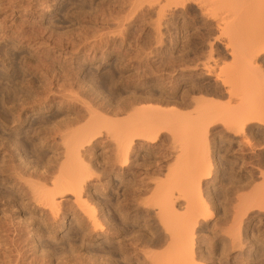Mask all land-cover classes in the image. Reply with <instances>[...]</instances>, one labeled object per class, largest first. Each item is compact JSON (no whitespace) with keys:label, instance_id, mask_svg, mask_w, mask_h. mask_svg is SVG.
<instances>
[{"label":"rangeland","instance_id":"obj_1","mask_svg":"<svg viewBox=\"0 0 264 264\" xmlns=\"http://www.w3.org/2000/svg\"><path fill=\"white\" fill-rule=\"evenodd\" d=\"M152 1L0 0V264H69L70 262V264H80L84 263L85 259L90 263L93 261L91 264L96 262L99 264L103 261L101 258L106 254L99 252L98 244L99 242L105 243L106 239L100 236H95L92 242H85L82 246L79 237L74 236L75 232L70 231L74 246L71 250L68 247L67 251H63V246L60 244L49 240V227L45 226L40 215L29 211V206H31L29 202L31 201H26L30 198L28 197L30 195L29 190L22 187L27 186L26 182L28 181L36 182L39 171L50 175L49 171L58 170L59 165L57 163L60 162L58 159L62 160L61 156H63L64 150L61 140L64 139V135L66 136L69 130L72 133L75 128H80V126L85 125V122L87 123L86 115L90 111L92 112L91 108L98 117L102 114L101 117L106 118L102 119L115 121L124 120L128 117L124 114L127 112L126 110V112H122L126 104L130 114V107H138L137 102L139 105L143 104L140 107H149L150 105V107L158 108L163 105L164 110H170L173 107L174 110L178 112L181 110L182 113L185 110V113L191 111L190 108L194 104L192 103L193 100L188 99H194V96L195 98L203 97V99L210 96L215 99L213 100L215 102L216 99L220 100L217 103L223 100L226 102L224 94L222 97L210 94L212 85H214L213 76L201 69V64L206 61L211 64L214 61V63L220 62L223 64L222 66L230 64L232 58L226 53L232 46L227 47L226 50L224 46L226 47L227 44L222 43L226 31L223 33L224 35H218L220 29L214 27V20L209 17H206V20L205 16H203V20L194 3L188 4L185 10L184 8H173L172 10L171 7L164 15V13H159L158 2ZM216 38H219V41ZM206 56H210L208 58L210 61L206 59ZM171 66L173 67L171 68ZM191 67L192 69H190ZM191 83L203 88V91H196L192 94L191 85H189ZM263 90L264 86L262 87ZM188 92L190 93L188 94ZM211 98L208 100H212ZM88 107L89 110H86ZM116 109L122 113H115L117 112ZM87 112L88 114H86ZM221 124L216 122L210 127L215 130V141H210L209 144L212 149L210 157L215 158L217 164V172L213 174L215 179L211 177L215 183L208 184L210 188L207 192H205L204 186L201 187L202 192L205 193L202 196L204 198L206 196V200L204 198L203 200L208 203V206L211 205L210 208L212 212L214 211L212 214L215 221L211 220V224H209L212 230L206 227L204 229L206 231L203 230L202 234H198V228L196 229L195 240L197 242L194 241L193 251L196 256L199 254V262L202 260L204 264H264V256H262L264 255V247H262L264 245V209L262 210V208L264 207L259 205L257 208L260 202H252L253 198L258 197V195L263 196L262 200H264V126L256 127L250 132L247 129L246 134H244L247 140L242 139L241 147L237 142L218 137L224 131ZM162 126L165 129L159 131L154 144L149 145V142L145 143L142 139H136L134 145H142H137V148L133 149L130 166L125 172L118 170L117 163V169L113 165V157H110L112 152L110 151L109 154L108 147H106L108 144L105 143L104 139L101 140V142L104 140V144L99 142L93 148L92 158L90 156L85 158L86 162L89 158V163L94 162L92 163L94 166L91 165V169L95 168V170L92 169V173L95 174L97 168V174H93L97 177L92 176L94 180L91 179L88 186L93 188L92 191L96 192L97 195L104 193L105 190V196H111L110 199L113 202L111 206H114L113 208L110 207L109 212L112 215H110L111 225L114 226L115 223V226L118 224L117 226L120 228L114 227V229H119V233H117L118 230L117 232L115 230L117 233L115 235L118 236L117 240H120L118 243L122 246L116 248L117 251L114 249L115 251L113 250L112 254L107 255V257L105 256L104 261H107H103L104 263L101 262V264H136L137 262V264L140 262L143 264L145 256L147 257L151 254L150 251L156 249L155 246L154 249L152 247L150 250L151 247L146 246L147 240L143 237L144 234H147L148 228L156 226L152 220L154 219L151 214L153 209H150L154 207L148 206L152 202L151 198L156 194L153 193L155 191L154 184L157 185L158 181L163 182L166 173L168 171L171 173L174 167L180 166L182 168L190 163L186 156L184 161L180 158L181 162H179V153H175L179 150L177 148L179 143L175 146L177 139L176 141L173 140L175 136L171 138L170 129L167 132L170 125ZM170 128L173 129L174 127ZM181 131L178 129L173 133L172 130V133L178 135ZM138 141L140 143H137ZM103 152H106V155ZM104 158H108V160ZM176 162L179 163L176 164ZM103 164L106 170L102 168ZM170 168L171 170H169ZM21 176L22 178L24 176L25 179H22ZM18 177H20V181ZM24 180L26 181L24 182ZM166 181L167 179L164 180V182ZM245 189L249 190L245 191ZM254 193L255 195L251 198ZM237 194L239 196L248 194L246 199L252 202L251 206L249 202L239 204L236 200ZM64 200L66 202L64 203L65 209L74 206L75 201L72 195L66 196ZM120 200L121 202H119ZM115 201H118L122 206L124 211L122 215L118 211L115 212ZM231 205L232 210H230ZM239 206L241 207L240 210L243 209L248 212L241 211L240 216H243V219L240 217L242 219V221L240 219V229H234L232 228L234 223H232L233 217L231 216L234 215L233 210L237 207L240 208ZM96 208L98 209L97 206ZM231 218L232 221L229 222ZM143 220L146 222L144 223ZM86 225L88 224L86 223ZM120 225L122 229L124 228L123 230ZM86 227L90 228L89 226ZM226 228H232L234 234L239 232L240 240L243 241L240 246L241 249L232 247L229 242L232 235L231 230H226ZM63 231L61 230L62 233ZM141 232L142 234H140ZM227 234L231 235L228 236ZM198 235H201L200 238ZM242 237L243 239H241ZM145 249H148L150 254H145L148 252ZM143 251H146L145 255L142 253ZM60 252H62V257ZM159 252L157 249V253ZM45 253L47 254L45 255ZM98 253L103 256L100 257ZM200 253H202L201 256ZM87 254L98 255L101 260L95 255L94 258ZM40 257L42 261H40ZM109 258H112L113 263L108 260ZM60 259L64 261L62 262ZM65 261L66 263H64Z\"/></svg>","mask_w":264,"mask_h":264},{"label":"bare ground","instance_id":"obj_2","mask_svg":"<svg viewBox=\"0 0 264 264\" xmlns=\"http://www.w3.org/2000/svg\"><path fill=\"white\" fill-rule=\"evenodd\" d=\"M156 2H158V4H159V6H158L159 13H162V14L164 13V15H166L165 12L167 10H169V8L171 9V7H172V10H173V8L174 9H178V8L183 9L184 8V10H185V7H187L188 4L194 3L198 9L199 14L202 15L201 16L202 18H203V16H205L206 20H207L206 17H209L212 20H214V22H215L214 27H218V29H220L218 31L220 34L218 33V35H221V34L224 35L225 34V37L223 38L224 42H222V43H224V45L227 44V46L226 47L224 46V48H226V50H227V47L232 46L229 50H227L228 53H226L232 58L231 62L229 59L230 64L227 63L229 65L222 66L223 64H221L220 62L214 63L215 62L214 60H213L214 62H212V64L210 62L206 61L205 63L201 64V67H202L201 69L205 70L208 74H211L213 76V81H214L213 84L214 85H212L213 86L211 88L212 93L210 92V94H214L216 96L219 95L221 97H222V94H224L227 98V99L225 98L226 102L222 99L223 101L217 103V101H220V100L216 99V102H215V101H213L215 99H212L210 96L207 97V99L206 98L203 99V97L202 98H200V97L195 98V96H194L193 97L194 99H188L191 101L193 100L192 103L194 104L195 107L192 106L194 108L191 107L190 109H191V111H192V109H194V111H192V112L190 111L191 113L190 112L185 113L186 112V110H185V112L183 111L185 113V115H184V113L180 112L181 110H179L178 108H175V109L179 110V112L174 110V108L171 105L170 106L172 108H170V110H164L162 108L163 105L161 107H158V108L157 107H150V105H149V107L146 105H145L146 107H144V106L140 107L143 104L139 105L137 102L138 107H136V108H135V106L130 107L131 105L129 104V107L131 109L130 114L127 110V109H129L127 107V104H126L127 108L125 107V109H123L122 112H126V111L128 112V113L127 112L124 113V114H126V116H128V117H126L127 119L124 118V120L121 119V120H115V121H112L111 119H109V121L104 120L106 118L101 117L102 114H101V116L99 115V117H98L97 114L93 113V109L91 108L92 112L90 111L89 114H88V112L86 113L88 115H86L87 123L85 122L84 123L85 125H82V127L80 126V128H77V129L75 128L74 131H72V129H71L72 133L69 130V132H67L68 134H66V136L65 135H64V137L62 136L64 139L61 137L63 139V140H61V141H63L61 143L63 145L64 150L62 152L63 156L60 155L62 157V160L58 159L60 161L57 163L59 166L56 165V166H58V170L57 169L56 170L51 169L52 172L49 171L50 173L47 171L50 175H47V173H45V172L43 173L41 171H39V172H41L40 174H38L39 172L38 173L36 172L37 176H38L37 181L36 180H35L36 182L28 181V182H26L27 186H22V187H25L24 189L29 190L30 195L28 194L29 195L28 197H30V198L26 200L27 202H29L28 200L31 201V202H29L31 205V206H29L30 207L29 211H31V213H35V214L40 215L45 226L49 227V235H50L49 240L51 239L52 242H55L56 244H60L61 246H63L62 247L63 251H67L68 247L70 248L69 250H71V248H73V246H74V243L72 242L73 236L70 237V231L75 232L74 236L79 237L81 245L85 242H87V243L92 242L95 236L96 237L100 236V237L106 239L105 243H100V242H99V244L97 243L99 252H101L102 254H106L103 256V255H99V253H98V255L100 257L103 256L101 259L104 261L105 256L107 257V255L112 254V251L114 249L116 250V248L118 249L120 246H122V245H120V243H118V241H120V240H117L118 236L116 237V235H115V234L119 233L120 228H119V226H117L118 224H116V226L119 229H117V228L114 229V227H116L114 222H112V223H114L113 224L114 226L111 225V218H110L111 214H109L110 207H112L111 205L113 203L112 200L110 199L111 196H109V195L105 196V194H106L105 190H104V193L97 195L96 192L92 191L93 188L91 189L90 186H88L89 183L91 182V179H93L92 176L97 174V168H96V173L95 174L92 173V169L95 170V168L91 169V165L94 162L92 161L89 163L90 158H89L88 162H86L85 158L86 157L88 158V156H90V157L93 156V148L96 146L97 143L99 144V142H101V140L104 139L105 143L108 144V146H106V147H108L109 154H110V151L112 152V154H111L112 156H110V155L109 156L113 157V165H115V168H116V166H117L116 163H117L118 164V166H117L118 170L120 172L121 171L125 172L127 170V168L130 166V158L133 155L132 154L133 149H135V147L137 148V145H139L137 143H140L138 141L136 143L137 145H134L136 139L137 140L142 139V141H145V143L149 142V145L154 144L155 138L157 137V134L159 133V131H162L163 129H165V127L163 128L162 125H164V126L170 125L169 128H167V132H168V129H170L171 130V133H170L171 138L175 136V138L173 140L176 141V139H177L176 144H174L175 146L178 145L177 143H179V145L177 147V148H179V150L177 148H175L178 150V152H175V153H179L178 155L180 157L178 158L176 154H175V156L178 158L179 162H181L182 159L184 161L185 160L184 157L186 156V158L188 157L187 161H190V163L187 162L189 164L187 166L185 165V167H182V168H180V166L178 168L174 167V170L171 171V173H170V171H168V173H170V174L166 173L167 174L165 176L166 178L165 177L163 178L164 180L167 179L166 182H164V180H163V182L161 181L162 183L160 181H158V183L160 182L159 184L158 183H157V185L154 184L155 191H153V193H156V194H154V197L151 198L152 202L148 206L154 207V208H150V209H153L151 211V214L153 215V218L155 220L154 219H152V220L154 221V223H156V226L150 227V228H148V226H146L148 228V231H147V234H144L143 237H145V239L147 240L145 242V243H147V245L146 244L145 245L148 246L149 248L151 247L150 250H152V247L154 249L155 246H156V249H155V251L154 250L150 251L151 254H153L152 253L153 251L155 252L153 255L150 254L148 249L147 250L145 249L148 252H146V251H145L146 253L144 251L142 252L143 254L144 253L150 254V255H147V257L145 256V259L143 260L144 261L143 264H204V263H202V260H201V262H199V254L197 256L195 255V252L193 251V244H194V241H196L195 240V237H196L195 235H197V234H195L196 229L198 228V230H197L198 234L199 233L202 234V231L206 227L210 228L209 224H211L210 223L211 220H214L213 214H212L214 211L212 212V209L210 208L211 205L208 206V203H206L203 200L204 196H202V194L204 195L205 193H203L202 189H201V187L204 186L205 190H206L205 192H207V190H209L210 187H208V186L212 185L213 182L215 183V180H214L215 175L213 176V174H215L217 172L216 171V169H217L216 160H215V158L212 159L213 157H210V153H211L212 149H211V146L209 144L212 141H215V132H214L215 130H213V128H210V127L213 126V123H216V122H219V124L222 123L221 125L223 126L224 131L223 132L220 131L222 134L218 135V137L222 138V139L226 138L229 141L237 142L239 144L241 142V144H242V139L245 138L244 134H246L245 131L247 129L250 132L254 128L256 129V127H260V126L263 127L264 126V90L262 91V87L264 86V0H158V1L156 0ZM188 13H190V12H188ZM203 20H204V18H203ZM159 22H160V20H159ZM199 22H200V20H199ZM195 23L197 24V22H195ZM211 25H212V23H211ZM195 28H196V26H195ZM222 30H223V32H222ZM225 41H226V43H225ZM209 57L210 56H208L206 59H208ZM211 58H212V55H211ZM189 59H191V58H189ZM203 60H205V59H203ZM198 61L200 62V60H198ZM178 63H179V61H178ZM184 66L185 65H183V67ZM172 67L173 66H171V68ZM186 69H188V68L186 67ZM190 69H192V67ZM203 73H204V71H203ZM211 75H209V76H211ZM189 85H191L190 87L192 89L191 90L192 94H193V92H196V91L197 92L203 91V88L198 87L197 85H194L193 83H191ZM169 93H170V91H169ZM189 93L190 92H188V94ZM206 94H209V93H206ZM196 95H198V94H196ZM200 95H201V93H200ZM103 96H105V95H103ZM164 98H166V97H164ZM210 98L212 100H208ZM219 99H221V98L219 97ZM135 101H137V100H135ZM122 102H124V101H122ZM164 102H166V101H164ZM131 103H132V100H131ZM133 103H134V101H133ZM121 104L124 105L125 102H124V104L123 103H121ZM161 104H163V103H161ZM172 104H173V102H172ZM185 104H187V103H185ZM117 105H120V104H117ZM115 108H116V106H115ZM132 108H133V110H132ZM179 108H180V106H179ZM117 109H116V111H117ZM86 110H89V107ZM119 110H120V108H119ZM118 111L115 113H119ZM187 111H189V110H187ZM95 112H97V111H95ZM122 112L120 111V113H122ZM124 114H122V115H124ZM181 114H182V116H181ZM102 118H104V119H102ZM15 120H18V119H15ZM13 123H15V122H13ZM176 124L180 127H178ZM223 124H225V125H223ZM171 125H174V126H171ZM11 127H13V126H11ZM75 127H76V125H75ZM170 127H172V128L174 127V128L171 129ZM177 128L179 129V131L182 130L180 132L181 134L179 132H176V133H179L178 134L179 138H177L178 135L173 134L175 132V130H178ZM172 130H173V133H172ZM250 136H252V135H250ZM246 140H247V137L245 138V141ZM103 141L101 142L102 144H104ZM243 143H246V142L243 141ZM241 144H240V146H241ZM140 145H142V144H140ZM152 146H154V145H152ZM101 150H105V149H101ZM216 150H218V149H216ZM105 153L106 152H103V154H105ZM192 155H193V157H191ZM11 156H13V155H11ZM94 156H95V154H94ZM108 158L107 159L104 158V159L108 160ZM180 158H181V160H180ZM189 158H192L191 159L192 161ZM21 159H23V158H21ZM100 159H102V158H100ZM174 160H175V158H174ZM97 162H98V160H97ZM178 163L176 162V164H178ZM92 166H94V165H92ZM108 167L110 168L109 165H108ZM55 168H57V167H55ZM102 168H104V164H103ZM104 169L106 170V167ZM111 169H112V167H111ZM116 169H115V172H116ZM105 170H103V171H105ZM112 170H111V172H112ZM169 170H171V168ZM93 172H95V171H93ZM98 173H99V171H98ZM17 174H18V172H17ZM96 177L94 176V178H96ZM211 177H214V179H211ZM18 178H19L18 180L20 181L21 180L20 177H18ZM21 178H22V176H21ZM23 178H24V176H23ZM25 181L26 180H24V182ZM22 182H23V180H22ZM9 185H11V184L9 183ZM226 186H227V184H226ZM13 187H15V186H13ZM13 187H12V189H14ZM261 188H263V187L261 186ZM15 189H16V187H15ZM120 189H121V187H120ZM126 189H128V188L126 187ZM254 189H252V190H254ZM22 190H23V188H22ZM247 190H249V189H247ZM247 190L245 189V191H247ZM263 190H264V188H263ZM250 191H251V189H250ZM6 192H7V190H6ZM237 193H238V191H237ZM240 193H241V191H240ZM239 194H237V195L239 196ZM68 195H72L75 202L73 203V205H74L73 207H71L70 209H65L66 206L64 207V203H66V202H64L65 201L64 199ZM110 195H112V194L110 193ZM155 195H157V196H155ZM254 195H255V193L252 195L251 198H253ZM238 196H236V200L239 204L249 202L250 206H251V203L254 201V203L260 202L259 204L257 203L258 206L256 204L257 208L259 207V205H260V207H262V206L264 207V203H263L264 200H262L263 196L258 195V197H256V198L254 197L252 202L247 201L246 197H248V194L246 196H239V197ZM205 198H206V196H205ZM251 198L249 197L250 200H251ZM112 199H113V197H112ZM122 200H123V198H122ZM136 201H135V203H136ZM117 202L115 203L116 211L115 210L114 211L115 212L118 211L122 215V213L124 211H123L122 206H120V203H119V202H121V200L118 203ZM227 204H229V203H227ZM244 205H246V204H244ZM96 206L98 207V209L96 208ZM248 206H249V204H248ZM128 207H129V205H128ZM228 207H229V205H228ZM132 208H133V206H132ZM144 208L146 209V207H144ZM230 208H231L230 210H232V205ZM250 208H249V210H250ZM253 208H256V207L253 206ZM240 209H241V207L240 208L237 207L235 210H233L234 215L231 216V217H233L232 223H234L233 224L234 226L232 227L230 224L229 225L234 229H240V223H241L240 219L243 217V216L242 217L240 216V214H242L241 211H247V210H243V209L240 210ZM263 209L264 208H262V210ZM258 210H260V209H258ZM115 212H113V213H115ZM98 214H100V215H98ZM116 214L120 215L118 213H116ZM220 216H222V215H220ZM119 217H121V216H119ZM146 217H147V215H146ZM146 217H145V219H146ZM26 218H27V216H26ZM123 218H125V217H123ZM39 219H40V217H39ZM242 219H241V221H242ZM217 220H216V223L218 222ZM226 220H228V219H226ZM230 221H232V218H231V220H229V222ZM120 222H121V220H120ZM143 222L145 223L146 221L143 220ZM86 223L88 225H86ZM149 223H151V222H149ZM151 224H149V225H151ZM213 224H212V226H213ZM85 225L89 226L90 228L86 227ZM214 225H217V224H214ZM221 225H223V224H221ZM120 227H121V225H120ZM224 228H225V226H224ZM232 228H230V229L226 228V230L227 229L231 230V234H232V235L230 234L231 235L230 241L229 240L228 241L230 242V244L232 245L233 248L238 247L239 249H241L240 246H241L243 241L241 242V240H240L239 232H237L236 234L232 233L233 232ZM121 229H122V227H121ZM210 229H208V230H210ZM241 229L243 230V228H241ZM61 230H64L63 233L61 232ZM115 230H116V232L118 230V232L116 233ZM204 231H206V230H204ZM42 232H45V231H42ZM59 232H61V233L59 234ZM228 233H230V232H228ZM131 234L134 235V233H131ZM140 234H142V232ZM230 235H228V236H230ZM24 236L26 237V235H24ZM199 236H201V235H198V237ZM241 239H243V237ZM143 241H144V239H143ZM121 243H122V241H121ZM125 244H126V242H125ZM143 244H142V246H143ZM31 245H33V244L31 243ZM81 245H79V246H81ZM163 245H165V246L163 247ZM136 247H138V246H136ZM159 247H162V248H159ZM262 247H264V245ZM157 249H158V252L160 249H161V251L159 253H157ZM74 250L76 251V249H74ZM82 250H83V247H82ZM123 250H124V248H123ZM142 250H144V249H142ZM230 250H231V248H230ZM72 251H70L71 254H72ZM196 251H197V249H196ZM57 253L59 254V252H57ZM90 253L92 254V252H90ZM35 254H36V252H35ZM46 254L47 253H45V255ZM91 254H87V255L90 256ZM143 254H142V256L144 257L145 254L144 255ZM201 254L202 253H200V256H201ZM60 255H61V257L63 256L62 252H60ZM94 255H91V256L94 257ZM98 255H95V256L98 257ZM42 256L43 255H41V257ZM65 256L66 255H64V257ZM89 256H87V257H89ZM137 256H138V254H137ZM262 256H264V255H262ZM112 257H114V256H112ZM42 258L40 261H42ZM72 259H74V258H72ZM111 259L109 258L108 260L110 261ZM60 260H59V262H60ZM67 260H69V259H67ZM103 261H101V262L104 263L107 260L104 262ZM85 262H84L85 264H91L93 261L90 263V261L88 262L85 259ZM101 262L99 264H101ZM111 262H112V260H111ZM64 263H66V261ZM84 263H80V264H84ZM96 263H98V262H96ZM96 263H94V264H96ZM36 264H38V263H36Z\"/></svg>","mask_w":264,"mask_h":264}]
</instances>
